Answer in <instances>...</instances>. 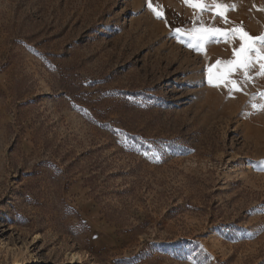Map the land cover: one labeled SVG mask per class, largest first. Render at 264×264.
Wrapping results in <instances>:
<instances>
[{"label": "rangeland", "instance_id": "rangeland-1", "mask_svg": "<svg viewBox=\"0 0 264 264\" xmlns=\"http://www.w3.org/2000/svg\"><path fill=\"white\" fill-rule=\"evenodd\" d=\"M204 2L0 0V264H264V76L188 47L264 0Z\"/></svg>", "mask_w": 264, "mask_h": 264}, {"label": "snow or ice", "instance_id": "snow-or-ice-1", "mask_svg": "<svg viewBox=\"0 0 264 264\" xmlns=\"http://www.w3.org/2000/svg\"><path fill=\"white\" fill-rule=\"evenodd\" d=\"M185 4L190 5L194 9H200L202 12L208 10L204 0H183ZM212 4L216 9V15L219 16L225 23H228L226 11L234 10L235 5L225 6L212 0ZM148 8H150L156 15L157 19H163L162 13L152 5V0H148ZM183 29L176 28L175 33L177 38L183 34ZM196 36L194 39L190 38L188 47L193 48L196 52H201L207 43L231 42L233 39L239 40V47L233 49V59L227 61H217V65H223V72L210 74L208 77V84L212 87H220L223 83L228 88L229 94L235 91H240L249 80L254 79L251 75L252 70L259 65V70L256 75L264 76V34L252 36L246 31L242 24L234 26L230 31H222L216 27H205L201 20L199 28L195 29ZM209 69V73H211ZM242 72L239 80L230 79L234 72ZM264 97V93L260 94ZM256 107V105H253ZM264 110V106H261ZM264 170V169H262Z\"/></svg>", "mask_w": 264, "mask_h": 264}, {"label": "bare ground", "instance_id": "bare-ground-1", "mask_svg": "<svg viewBox=\"0 0 264 264\" xmlns=\"http://www.w3.org/2000/svg\"><path fill=\"white\" fill-rule=\"evenodd\" d=\"M258 81V80H257Z\"/></svg>", "mask_w": 264, "mask_h": 264}]
</instances>
